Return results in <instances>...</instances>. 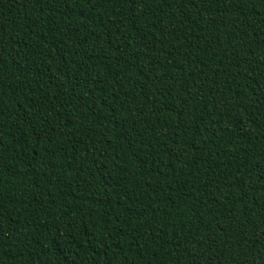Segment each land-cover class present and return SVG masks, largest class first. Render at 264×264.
<instances>
[{
	"label": "trees",
	"instance_id": "1",
	"mask_svg": "<svg viewBox=\"0 0 264 264\" xmlns=\"http://www.w3.org/2000/svg\"><path fill=\"white\" fill-rule=\"evenodd\" d=\"M0 264H264V0H0Z\"/></svg>",
	"mask_w": 264,
	"mask_h": 264
}]
</instances>
